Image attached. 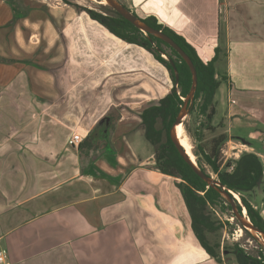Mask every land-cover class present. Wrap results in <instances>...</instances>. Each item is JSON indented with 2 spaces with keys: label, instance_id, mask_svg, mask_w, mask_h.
<instances>
[{
  "label": "crops",
  "instance_id": "obj_1",
  "mask_svg": "<svg viewBox=\"0 0 264 264\" xmlns=\"http://www.w3.org/2000/svg\"><path fill=\"white\" fill-rule=\"evenodd\" d=\"M127 1L181 34L203 62L218 49L212 138L234 143L229 161L245 150L264 165V154L232 133L264 143V0ZM170 88L150 51L87 12L60 0H0V249L8 264H238L206 253L176 178L148 164L138 114ZM104 117L105 140L89 137ZM75 131L77 148L67 145ZM251 197L264 219V193Z\"/></svg>",
  "mask_w": 264,
  "mask_h": 264
},
{
  "label": "trees",
  "instance_id": "obj_2",
  "mask_svg": "<svg viewBox=\"0 0 264 264\" xmlns=\"http://www.w3.org/2000/svg\"><path fill=\"white\" fill-rule=\"evenodd\" d=\"M64 2L69 3L66 0ZM70 5L77 11L87 12L92 19L104 25L121 40L144 47L167 68L172 84L169 92L157 102L143 108L139 114L144 136L152 145H158L154 169L173 178H179V181L175 180L174 183L181 192L189 214L190 228L197 241L209 256L219 263L222 262L221 245L218 239L214 238L219 226L215 225L212 215L215 206H219L223 210L231 209V206L220 192L222 187L209 185L204 181L182 158L169 136V130L183 106L184 98L188 95L192 84V74L187 63L163 40L154 35L143 33L112 8L108 11L98 12L78 4ZM125 7L129 10L127 6ZM132 13L149 26L159 29L171 37L190 57L196 70L197 85L193 100L187 105L189 113L196 109L200 115L205 117L206 121H212L215 114L214 94L223 78L222 76L217 77L214 66L218 49H215V56L212 60L203 62L196 49L181 34L159 23L154 16L140 17L134 11ZM161 53H164L167 58H164ZM92 133L93 131L89 137H92ZM105 134L107 135V132ZM163 134L164 141L162 140ZM226 139L227 135L225 134L212 138L209 150L201 153L203 160L215 175V180L226 190L239 195L251 222L264 232L263 217L246 197V195L252 196L256 189H261L264 193L263 162L256 153L243 151L234 161L233 170L228 172L226 168L231 161L228 160L223 164L219 160L220 146ZM196 162L203 172L211 176L199 160ZM237 207L241 212L242 207L239 204ZM230 216L234 217L233 214ZM209 234L213 239L208 236ZM233 252L238 264H264L263 250L259 251L258 255H250L242 248L235 246Z\"/></svg>",
  "mask_w": 264,
  "mask_h": 264
},
{
  "label": "rangeland",
  "instance_id": "obj_3",
  "mask_svg": "<svg viewBox=\"0 0 264 264\" xmlns=\"http://www.w3.org/2000/svg\"><path fill=\"white\" fill-rule=\"evenodd\" d=\"M63 3L64 0H60ZM70 4H78L81 7H86L89 9H93L98 12H104L108 11L110 7L106 4V6L102 3V0H66ZM119 3H121L124 6H129V2L127 0H117ZM69 3H66L67 5L71 6ZM73 7V6H71ZM74 8V7H73ZM131 11L130 7H128ZM167 49V48H166ZM168 50V49H167ZM167 58V57H166ZM172 85V84H171ZM111 121L117 120V118L121 115L118 111H112L110 114ZM139 115V114H138ZM211 121H206L205 117L203 115H200L196 109H193L190 113L188 112L187 115H185L184 119L182 120V126H183V133L186 136L187 140L192 146V151L194 153L195 160H199L203 166L205 167L206 172L211 174V177L215 178V175L212 174L210 168L208 165L205 164L202 156L203 151H208L211 145V140L213 135H216L211 129H209V124ZM114 124H110V134L114 131ZM160 126V125H159ZM112 127V128H111ZM107 130V129H106ZM107 131H104L103 129L100 131V136L102 140H105ZM232 133L234 135H238L244 138L248 144H250L257 152H260L264 154V143H262L260 137L250 138L246 134L245 130H238V129H232ZM162 140H165V136L163 134ZM234 143L232 142H223L220 146L219 151V160L225 161V159L228 158V155H231L232 150L230 147ZM236 149H244L243 146L239 145ZM151 146V157L149 158V166L150 168L154 169L155 165V153L156 149L158 148V145H152ZM245 151V150H242ZM195 154H198L197 156ZM177 181H179V178H176ZM246 197L251 201L252 197L249 195H246ZM214 212L212 215V219L215 222L216 226H219V228L216 230V236L215 239H218L220 242V253L221 256L226 260L227 262H236L235 254H234V247L238 246L242 248L247 254L250 255H258L259 251H264V240L261 236L258 234L254 235L250 232L244 230L241 226V224L238 222V220L230 214L232 213L231 209H225L223 210L219 206L214 207ZM211 237V235H208ZM213 239V237H211Z\"/></svg>",
  "mask_w": 264,
  "mask_h": 264
},
{
  "label": "water",
  "instance_id": "obj_4",
  "mask_svg": "<svg viewBox=\"0 0 264 264\" xmlns=\"http://www.w3.org/2000/svg\"><path fill=\"white\" fill-rule=\"evenodd\" d=\"M107 5L112 8L114 11H116L120 16L128 20L130 23H132L135 27H137L139 30H141L145 34H151L154 35L161 40H163L165 43H167L170 47H172L187 63L191 74H192V84L190 87V90L188 92V95L184 98L183 106L181 107L174 123L172 124L170 130H169V136L172 140L173 144L175 145L176 149L178 150L179 154L182 156V158L192 167V169L209 185H217L222 187L220 189V192L222 196L229 202L231 206L232 213L234 215V218L238 220V222L241 224L242 228L251 234H258L261 236L264 240V232L261 231L258 227H256L251 220L249 219L247 213L246 215L243 213L244 205L239 202L235 198V193L226 190L224 186H222L217 180H215L213 177L207 175V173L203 172L197 162L192 161L189 155L186 153L183 146L179 143V140L177 139L176 132H175V126L178 123H182V120L184 119L185 115L188 114L189 109L187 107L188 103H191L194 97V92L197 85V75L196 70L193 65V62L191 61L190 57L183 51V49L167 34L162 32L159 29H155L145 22H143L140 18L136 17L132 11L128 10L124 5L119 3L117 0H106ZM109 118L104 117L102 118L97 125L93 129V135H99L100 131L103 129L104 131H107V125H108ZM237 204H239L242 209L241 212L238 210Z\"/></svg>",
  "mask_w": 264,
  "mask_h": 264
},
{
  "label": "built area",
  "instance_id": "obj_5",
  "mask_svg": "<svg viewBox=\"0 0 264 264\" xmlns=\"http://www.w3.org/2000/svg\"><path fill=\"white\" fill-rule=\"evenodd\" d=\"M161 55L166 58V55L164 53H161ZM83 141V136L81 135V133L75 131L73 132L69 138L67 139V145L70 147H74L77 148L81 142ZM233 157H239L238 156H233ZM228 158H231V156L228 155ZM237 158H232L233 160L231 161V163L227 166V171L231 172L233 170L234 167V161ZM230 159H225V161H223L222 163L224 164L226 161H228ZM6 256H7V252L5 249H0V264H8L7 260H6Z\"/></svg>",
  "mask_w": 264,
  "mask_h": 264
},
{
  "label": "bare ground",
  "instance_id": "obj_6",
  "mask_svg": "<svg viewBox=\"0 0 264 264\" xmlns=\"http://www.w3.org/2000/svg\"><path fill=\"white\" fill-rule=\"evenodd\" d=\"M102 3L104 5L107 4L106 0H102ZM175 132H176L177 139L179 140V143L183 146V148L185 149L186 153L189 155L191 160L195 162L196 160H195V157H194V153L192 151V146H191V144L189 143V141L187 140L186 136L183 133L182 123H178L175 126ZM234 195H235V198L237 200H239V202L242 204V202H241V200L239 198V195L236 194V193ZM243 213L246 215V209L245 208H243Z\"/></svg>",
  "mask_w": 264,
  "mask_h": 264
}]
</instances>
